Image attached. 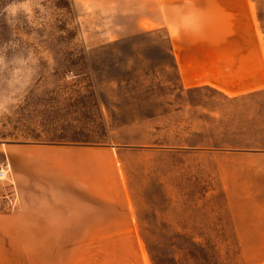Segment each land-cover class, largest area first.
I'll return each mask as SVG.
<instances>
[{"label": "rangeland", "instance_id": "1", "mask_svg": "<svg viewBox=\"0 0 264 264\" xmlns=\"http://www.w3.org/2000/svg\"><path fill=\"white\" fill-rule=\"evenodd\" d=\"M248 3L264 47V0ZM104 28L78 0H0V264H264V94L182 88L163 30ZM89 167L133 220H10L17 183Z\"/></svg>", "mask_w": 264, "mask_h": 264}, {"label": "crops", "instance_id": "2", "mask_svg": "<svg viewBox=\"0 0 264 264\" xmlns=\"http://www.w3.org/2000/svg\"><path fill=\"white\" fill-rule=\"evenodd\" d=\"M78 1L104 18L101 32L120 37L163 30L180 87H210L250 107L264 94V47L248 0ZM19 149L11 155L16 179L24 176L25 165L31 178L28 166L35 156ZM78 171L66 169L64 182L42 191L23 190L17 183L10 220H133L122 190L94 183L90 167L81 181ZM261 207L255 214L264 220L263 203Z\"/></svg>", "mask_w": 264, "mask_h": 264}, {"label": "built area", "instance_id": "3", "mask_svg": "<svg viewBox=\"0 0 264 264\" xmlns=\"http://www.w3.org/2000/svg\"><path fill=\"white\" fill-rule=\"evenodd\" d=\"M7 164L0 166V180L7 179ZM2 199L5 202V205L9 208H12L15 204V192L13 189H10L1 195Z\"/></svg>", "mask_w": 264, "mask_h": 264}]
</instances>
